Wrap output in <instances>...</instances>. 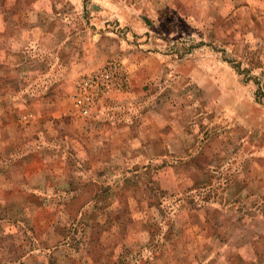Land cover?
<instances>
[{"label": "rangeland", "instance_id": "rangeland-1", "mask_svg": "<svg viewBox=\"0 0 264 264\" xmlns=\"http://www.w3.org/2000/svg\"><path fill=\"white\" fill-rule=\"evenodd\" d=\"M0 264H264V0H0Z\"/></svg>", "mask_w": 264, "mask_h": 264}, {"label": "built area", "instance_id": "built-area-1", "mask_svg": "<svg viewBox=\"0 0 264 264\" xmlns=\"http://www.w3.org/2000/svg\"><path fill=\"white\" fill-rule=\"evenodd\" d=\"M127 81L123 68L115 62L76 79L70 96L76 112L85 118L94 115L95 107L111 93L122 90Z\"/></svg>", "mask_w": 264, "mask_h": 264}, {"label": "crops", "instance_id": "crops-1", "mask_svg": "<svg viewBox=\"0 0 264 264\" xmlns=\"http://www.w3.org/2000/svg\"><path fill=\"white\" fill-rule=\"evenodd\" d=\"M36 16H37V14H36ZM40 26H38V28H39ZM36 28V27H35ZM97 114V110L95 111V113H94V115H96ZM82 119H88V118H85V117H82ZM84 186V184L83 185H81V187H83ZM84 188V187H83ZM96 196V194L94 195V197Z\"/></svg>", "mask_w": 264, "mask_h": 264}]
</instances>
